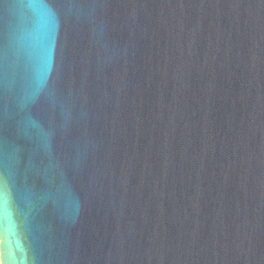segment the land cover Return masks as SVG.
Segmentation results:
<instances>
[{
	"label": "water",
	"instance_id": "obj_1",
	"mask_svg": "<svg viewBox=\"0 0 264 264\" xmlns=\"http://www.w3.org/2000/svg\"><path fill=\"white\" fill-rule=\"evenodd\" d=\"M1 264H264V0H0Z\"/></svg>",
	"mask_w": 264,
	"mask_h": 264
},
{
	"label": "built area",
	"instance_id": "obj_2",
	"mask_svg": "<svg viewBox=\"0 0 264 264\" xmlns=\"http://www.w3.org/2000/svg\"><path fill=\"white\" fill-rule=\"evenodd\" d=\"M0 264H1V261H0Z\"/></svg>",
	"mask_w": 264,
	"mask_h": 264
}]
</instances>
